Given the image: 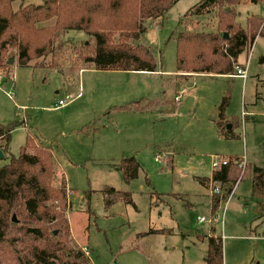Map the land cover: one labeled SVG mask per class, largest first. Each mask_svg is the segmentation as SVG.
Segmentation results:
<instances>
[{
    "label": "rangeland",
    "instance_id": "rangeland-1",
    "mask_svg": "<svg viewBox=\"0 0 264 264\" xmlns=\"http://www.w3.org/2000/svg\"><path fill=\"white\" fill-rule=\"evenodd\" d=\"M200 1L179 0L148 27L142 42L162 63L158 72L89 67L79 51L90 52L91 38L69 31L43 67L14 62L10 79L0 78V124L26 122L12 133L10 155L18 156L28 131L54 146L60 171L54 183H61L63 173L71 194L72 245L87 248L91 264H206L208 239L198 236L209 234L213 193L198 177L211 176L216 158H240L264 168V64L259 62L264 37L239 57L247 67L246 82L230 75L183 78L176 70L177 35L217 29L214 14L186 16ZM246 1L237 7V22L244 27L249 15L264 18V0ZM30 3L41 1L13 5ZM69 94L79 96L59 107ZM226 97V120L239 136L233 140L221 136L216 125ZM151 100L150 109L135 110ZM129 156L137 158L141 172L126 183L116 165ZM8 161L0 160V167ZM106 187L131 192L135 206L105 193ZM255 207L252 182L245 178L219 210L224 264H264V223L256 220ZM151 230L170 231L139 236Z\"/></svg>",
    "mask_w": 264,
    "mask_h": 264
},
{
    "label": "trees",
    "instance_id": "trees-1",
    "mask_svg": "<svg viewBox=\"0 0 264 264\" xmlns=\"http://www.w3.org/2000/svg\"><path fill=\"white\" fill-rule=\"evenodd\" d=\"M40 1L39 5L21 4L15 9L14 0H0V72H5V75L0 74L1 79L7 81L9 74H13L14 65L8 63L10 59L21 67H43L41 64L55 52L57 40L69 31H81L91 38V44H87L90 52L79 51L80 58L89 67L98 71L158 72L162 63L142 38L150 25L163 20L179 2ZM246 2L201 0L191 8L187 17L214 14L217 29L215 32L185 29L177 35L176 70L180 76H234L237 68H245L239 63L240 55L252 49L258 37H264L263 17L249 15L245 27L237 22V7ZM259 61L264 63V57ZM228 103L226 97L219 105L216 125L221 136L233 140L239 136L234 132V124L228 127L225 116ZM152 104L153 101L135 110L150 109ZM19 126H26V122L0 124V149L6 159L9 158L0 167V264H91L85 247L72 245L67 217L71 194L62 173L61 183H54L60 172L54 146L28 131L18 156L10 155L12 133ZM226 159L227 165L215 169L210 178L197 179L207 189L220 186V192L211 195L209 234L198 236L201 240L208 239L206 264H224L223 237L217 227L219 210L239 181L251 180L256 220L264 223V168L248 163L243 168L242 159ZM116 166L126 183L136 180L141 172L135 156L123 157ZM104 192L122 197L135 206L131 192H120L112 187H106ZM169 231L151 230L139 236Z\"/></svg>",
    "mask_w": 264,
    "mask_h": 264
},
{
    "label": "built area",
    "instance_id": "built-area-1",
    "mask_svg": "<svg viewBox=\"0 0 264 264\" xmlns=\"http://www.w3.org/2000/svg\"><path fill=\"white\" fill-rule=\"evenodd\" d=\"M236 75L239 76V77H242L243 79H246L247 78V67H245V68H237ZM76 97L73 94L67 95L64 99L59 100L58 106L59 107H65ZM175 101L176 102H180L181 101V95L176 96ZM227 163H228L227 159H221L220 160V159L216 158L213 161L212 165H213L214 169H219L222 166L227 165ZM245 165H246V162H243L242 163V167L245 168ZM211 190H212V193H219L220 192V186L219 185H215V186L211 187ZM199 221L200 222H204L205 219L201 218ZM85 252L87 254H89L87 248H85Z\"/></svg>",
    "mask_w": 264,
    "mask_h": 264
},
{
    "label": "crops",
    "instance_id": "crops-1",
    "mask_svg": "<svg viewBox=\"0 0 264 264\" xmlns=\"http://www.w3.org/2000/svg\"><path fill=\"white\" fill-rule=\"evenodd\" d=\"M204 26L206 27V25H204ZM259 62H260V61H259ZM260 63H261V62H260ZM262 64H264V63H262ZM116 73H124V74H127V73H134V72H122V71H116ZM138 73H142V74H144V73H147V72H138ZM154 73H155V72H154ZM200 76H201V74L190 75V77H193V78H194V77H200ZM230 76H233V75H230ZM235 76H237V75H234V77H235ZM247 79H248V75H247V78L244 79V81L246 82ZM258 80H259V81L261 80L260 75H258ZM176 82H177V81H176ZM69 95H71V94H69ZM76 96L78 97L79 94H77ZM176 96H178V95H176ZM176 96H175V98H176ZM77 97H76V98H77ZM181 99H182V98H181ZM231 126H232L231 124L228 125L229 128H231ZM4 155H5V154H4ZM5 157H6V156H5ZM246 163H247V162H246ZM248 164H249V163H248ZM255 165H257V164H255ZM257 166H259V165H257ZM259 167H260V166H259ZM212 172H213V171H212ZM62 174H63V173H62ZM63 175H64V174H63ZM64 176H65V175H64ZM211 176H212V174H211ZM211 176H210V177H211ZM210 177H207V178H210ZM65 178H66V177H65ZM66 180H67V179H66ZM67 182H68V181H67Z\"/></svg>",
    "mask_w": 264,
    "mask_h": 264
},
{
    "label": "water",
    "instance_id": "water-1",
    "mask_svg": "<svg viewBox=\"0 0 264 264\" xmlns=\"http://www.w3.org/2000/svg\"><path fill=\"white\" fill-rule=\"evenodd\" d=\"M225 38L227 39L228 38V35L225 34ZM9 64H13L14 63V60L13 59H10V61L8 62ZM5 158V155L3 153V151L0 149V160L4 159ZM15 220V218H14Z\"/></svg>",
    "mask_w": 264,
    "mask_h": 264
}]
</instances>
